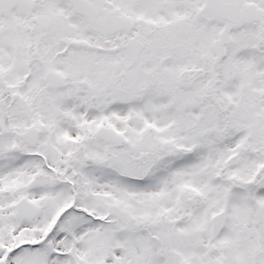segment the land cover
Wrapping results in <instances>:
<instances>
[{"label": "snow or ice", "instance_id": "1", "mask_svg": "<svg viewBox=\"0 0 264 264\" xmlns=\"http://www.w3.org/2000/svg\"><path fill=\"white\" fill-rule=\"evenodd\" d=\"M0 264H264V0H0Z\"/></svg>", "mask_w": 264, "mask_h": 264}]
</instances>
